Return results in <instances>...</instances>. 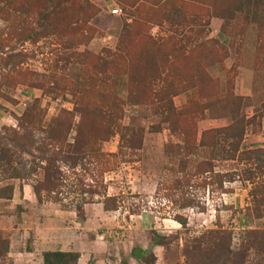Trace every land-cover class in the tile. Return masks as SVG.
<instances>
[{"label":"rangeland","instance_id":"1","mask_svg":"<svg viewBox=\"0 0 264 264\" xmlns=\"http://www.w3.org/2000/svg\"><path fill=\"white\" fill-rule=\"evenodd\" d=\"M87 1L91 21L89 12L76 19L66 11L44 21L39 9L52 2L26 1L29 11L0 0V138L18 133L31 154L5 140L23 177L10 181L14 197L0 200V262L10 235L3 229L24 226L33 207L74 211L81 220L83 206L104 203L115 210L93 230L114 252L151 241V231L163 237L144 264H202L205 253L219 264H264L245 238L264 230V130L249 133L264 114V0ZM116 7L120 16L111 14ZM205 77L211 85L203 86ZM215 87L241 100L229 95L230 113L211 105L205 116L228 125L246 118L242 149L251 150L250 161L213 160L225 157L224 139L193 150L207 106L197 93ZM183 88L185 114L172 118L168 100ZM217 137L209 133L207 144ZM47 160L60 173L53 189L36 167ZM25 189L33 204L23 200Z\"/></svg>","mask_w":264,"mask_h":264},{"label":"crops","instance_id":"2","mask_svg":"<svg viewBox=\"0 0 264 264\" xmlns=\"http://www.w3.org/2000/svg\"><path fill=\"white\" fill-rule=\"evenodd\" d=\"M240 74L242 75L241 72L239 76ZM174 99H178L179 107H181L187 103V94H180ZM220 121H223L224 125H213ZM227 122L228 119H204L199 121L198 137L205 131L226 127L228 125ZM263 125L264 114L260 119L259 130L255 133L247 130L244 138L250 136L247 135L248 132L251 135L260 134L258 135L259 137L263 135ZM245 141L246 139H243L242 144ZM249 141L252 143L259 140L253 136ZM14 192L15 188L13 197ZM23 200L29 202L28 204L34 203L29 189L24 190ZM94 207L92 210V208L83 206L82 211L84 214L81 220L77 219L74 211H61L55 207L53 209L49 208L47 205L33 207L35 213L33 217L30 216L24 220V226L17 229H13L12 226L8 229H3L10 234L8 237L9 249L0 264H43L42 255L47 252L78 253L77 264H137L136 259L131 256L136 251L134 248L146 250L152 244V239L151 241L145 240L136 244L133 243L132 246H124L114 252L111 246H106L109 241L105 240V234L101 233L100 230H93L94 227H103V219L113 212L105 211L102 204H96ZM48 209H52L53 213H50L51 211ZM110 219L113 218L111 217ZM157 247L159 246L153 247L152 252L153 250L155 252ZM110 256L115 257V260L109 258Z\"/></svg>","mask_w":264,"mask_h":264},{"label":"trees","instance_id":"3","mask_svg":"<svg viewBox=\"0 0 264 264\" xmlns=\"http://www.w3.org/2000/svg\"><path fill=\"white\" fill-rule=\"evenodd\" d=\"M26 1H31V0H18L19 3H17L16 5H20V7L30 8V9H27L30 11L31 7L33 5L30 4L29 2H26ZM246 1L249 2L250 0H246ZM257 1H259V0H254V2H257ZM32 2L33 3L38 2V0H32ZM51 2L54 3V5H52V7L44 8V6H43L39 9V12L41 13V14H39V17H41L44 21L47 20V15L51 11L53 13H60V12L66 11V12H69V15L76 17V19L81 18L83 15L87 16V12H89L90 13V16L88 17L89 21H91L95 17L94 7L87 0H47V3H51ZM48 9H50V10L48 11ZM75 23H77V22H75ZM80 23L87 26V18H86V20H84L83 22H80ZM211 83L212 82H211L210 78H208V77L204 78L203 86L204 85L209 86V85H211ZM226 84H228V83H226ZM204 89H208V88L205 87ZM185 90L187 91V88H185V89L183 88L182 93L180 92L179 94H177L175 92L172 95V99L168 100V104H167L168 105V111H169V114L171 115L172 118H175V117L180 118L185 114V112H184L185 109H183V108L187 105V103H186V105L180 107L179 109L175 108V106L173 104V98L180 95V94L185 93L184 92ZM229 95L231 96V99H233L235 101L241 100L240 97H236L232 93L231 94L228 93V95L222 96V94L217 91L216 87L214 88V91H212L211 93H206L204 95L201 94V89H199V91L197 93L198 100H204V102L207 103V106H204V107H202L203 109H201L202 110V115H201L202 119H200V121L204 120V119L222 120L221 118L215 119V118H212L210 116L206 117L205 113L208 112L209 106H211V105H213V106L221 105V112H225V113L228 112V111H225L226 106L224 104L226 102V98ZM222 106H224V107H222ZM228 113H230V112H228ZM222 117H228V116H222ZM245 120H246V118H245ZM245 120L243 118L242 121L238 120L237 122H233L232 124H230L226 127L218 128V129H211V130L205 131V132L201 133L200 137H198V134H196V136L194 138V140H195L194 149H193L194 152H197V150H199L201 148L209 147V149H212L214 146L219 145L218 144L219 141H222V139H224L225 141L230 142L227 145V147H225L221 150V152L223 154H225V157L223 158V157L216 156L217 158L213 159V160H221V161L226 160V161H233V162L236 160L240 161V162H242V160L250 161V157L248 155H251V153H252L251 150H243L241 147L242 141H243V138H244V135L246 132L245 129L248 128L244 124V122H246ZM233 121H234V119H233ZM179 132L184 137V133H182V131H179ZM14 133H12V135ZM209 133H215V136H218L217 138L213 139V140H215L213 145L207 144L205 137ZM218 138H220V140H217ZM6 139L10 142L14 141V144L16 145V146L15 145L14 146L18 148L20 153H24V154L27 153L28 155H31L26 150L29 145L27 143H24L23 141H21L22 140L21 136H19L18 133L14 134V136H12L13 140L8 138V135H5V136L0 138V176L9 182V184H6L5 186L0 187V200H11L12 199L13 191H14V185L11 184L10 181L18 180V179H21L23 177L21 164L19 163V161L16 160L18 158V157H16L17 153L15 154V152H13L12 149L10 148L9 144H6V142H5ZM47 139L53 140L54 138L53 137H51V138L47 137ZM127 143L129 145H131V140H129ZM45 162H48V165L46 167H39V166H36V167L40 168L43 171V181L42 182L49 184L53 189V187H55V185H56V181H57L60 173L57 170V168L55 167V161L54 160H50V161L47 160ZM18 166H19V168H18ZM247 181H250V180H247ZM38 184L40 187L41 182H39ZM32 190H33V193H34L36 199L38 200V202H41V200H40V189H38L37 186H34V187H32ZM45 191H51L52 192V190H48V189H46ZM107 199H113V198H107ZM105 206L106 205L103 203V209L105 211L115 210L113 208H107ZM179 224L181 226L186 225V223H184V222L179 223ZM151 233L153 235L152 236L153 237L152 238V244L146 250H138V249L134 248L136 251L133 252V254L131 256L136 259L137 264H144L145 257L148 255H152V248L155 246H161L160 243L162 242L163 237L160 236L159 234H157L155 231H151ZM245 238H247L246 243L249 245V248L255 250L257 253L264 255V230L246 231L245 232ZM195 242H198V241L196 240ZM8 249H9V243L4 242V249L2 252V258H4L5 255L8 253ZM200 250H198L196 252H199ZM193 252H195V251L188 252L187 256H188V254H192ZM0 255H1V252H0ZM204 256H205V262H203L202 264H219V263L214 262V258L212 257L211 254L205 253ZM152 257H154V256L152 255ZM42 258H43V264H77V261L79 259V254L78 253H63V252H47V253H44L42 255Z\"/></svg>","mask_w":264,"mask_h":264},{"label":"built area","instance_id":"4","mask_svg":"<svg viewBox=\"0 0 264 264\" xmlns=\"http://www.w3.org/2000/svg\"><path fill=\"white\" fill-rule=\"evenodd\" d=\"M121 13H122V11L118 7L114 8L113 10H111V14L114 15V16H120Z\"/></svg>","mask_w":264,"mask_h":264}]
</instances>
